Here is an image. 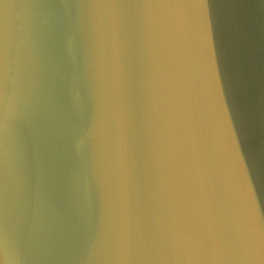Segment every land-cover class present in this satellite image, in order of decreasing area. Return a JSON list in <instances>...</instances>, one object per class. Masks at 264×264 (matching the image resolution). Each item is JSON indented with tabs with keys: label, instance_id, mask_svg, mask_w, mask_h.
<instances>
[{
	"label": "water",
	"instance_id": "1",
	"mask_svg": "<svg viewBox=\"0 0 264 264\" xmlns=\"http://www.w3.org/2000/svg\"><path fill=\"white\" fill-rule=\"evenodd\" d=\"M0 264H264V0H0Z\"/></svg>",
	"mask_w": 264,
	"mask_h": 264
},
{
	"label": "bare ground",
	"instance_id": "2",
	"mask_svg": "<svg viewBox=\"0 0 264 264\" xmlns=\"http://www.w3.org/2000/svg\"><path fill=\"white\" fill-rule=\"evenodd\" d=\"M251 0H247V3H250ZM65 5V1L63 2V6ZM60 14H62L64 11H58ZM65 15V12H64ZM87 104H89V100L87 98L84 99ZM145 172L147 174L148 179L152 180L155 182L156 185L159 187H162L161 182L163 180H168L172 176H174L175 171L173 168L169 167H160L156 168L153 172H149L147 169H145ZM106 181H108V172L103 171L100 174L94 176L92 187L98 189H102L106 185ZM70 203V202H69ZM136 204L135 201H132V205L134 206ZM70 207L72 209L71 203ZM163 207H159L157 211H162ZM126 218V217H125ZM117 237V256L120 257L124 254V247L128 244L131 243L133 252L139 253L145 249L144 247V236L145 235L147 238L150 237L149 232L144 229L143 225L141 222H138L132 229L130 235L126 234L122 229H118L115 233ZM151 238V237H150ZM109 243V242H108ZM148 255L151 257L153 254L152 252L148 251ZM145 253V256L149 258V256ZM120 260V259H118Z\"/></svg>",
	"mask_w": 264,
	"mask_h": 264
}]
</instances>
